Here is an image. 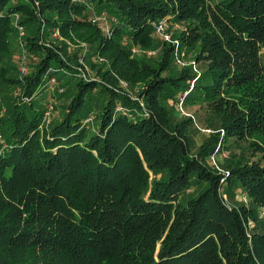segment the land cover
Masks as SVG:
<instances>
[{
    "label": "trees",
    "instance_id": "trees-1",
    "mask_svg": "<svg viewBox=\"0 0 264 264\" xmlns=\"http://www.w3.org/2000/svg\"><path fill=\"white\" fill-rule=\"evenodd\" d=\"M263 58L264 0H0V264H264Z\"/></svg>",
    "mask_w": 264,
    "mask_h": 264
},
{
    "label": "rangeland",
    "instance_id": "rangeland-1",
    "mask_svg": "<svg viewBox=\"0 0 264 264\" xmlns=\"http://www.w3.org/2000/svg\"><path fill=\"white\" fill-rule=\"evenodd\" d=\"M92 17L94 16L93 14H91ZM169 22V25H170V29L173 28L175 29L174 31H178L179 30V26L178 24L176 23H173L171 20L168 21ZM20 30L23 29L22 27L19 28ZM173 31V30H172ZM24 32V31H23ZM174 33V32H173ZM168 36H169V39L170 40H177V39H174L175 37H173L174 35H172L171 31L169 30V33H168ZM18 37H23V35L21 36V32L19 31L18 33ZM165 37V36H164ZM52 38L54 39L53 41L56 43V44H59V42L57 40H60L61 37L60 35L58 34L57 36L53 37ZM164 39V38H163ZM166 40V39H165ZM11 46L14 48L13 50V55H12V67L10 69V71H8V75L7 77H13V76H17V75H20L23 74L25 75L27 72H28V68L26 67L25 64L22 63L23 61V55L21 54V47L19 46V44L17 45L16 42H12ZM80 46V48H79ZM79 46H76V45H72V49L73 50H78L79 49V53L80 55H85L86 53L83 51L84 48V45H79ZM176 46V44H175ZM174 46V47H175ZM154 52H149V54H152ZM181 59V65L180 67L184 66V61ZM10 60H11V57H10ZM10 60H7V63H5V66L8 67L10 65ZM83 62H81L82 64ZM262 63L264 65V58L262 59ZM83 67V71H84V74L85 75L84 77L87 78L88 80H91L93 79V77H90L92 76L91 73H90V70H89V66H87L85 64V62L83 63L82 65ZM27 70V71H26ZM82 71V73H83ZM90 77V78H89ZM54 80V81H52ZM3 84L1 83L0 86H2ZM48 88H46V90H43L44 93L41 94V96H46L47 95V98L50 100L49 102V112L53 113V115L55 116V118H60L62 116L61 114V109L55 107L56 105H58V96L61 94V87L59 85H57V80L56 78H51L50 79V82L48 83ZM4 88H6V90L8 92H11V88L7 87V86H4ZM58 91V92H57ZM180 101H178L176 103V108L177 110L180 112V114L182 116H186V112L187 110L184 109L183 105L180 106ZM52 109V110H51ZM57 110V111H55ZM49 112L46 113V116H48ZM192 114L195 115L194 119H195V123H194V126L191 127L190 129V148H191V151L192 153H195L197 150H198V147H199V144H200V141L204 138V137H207L208 134H210L211 130L205 125L204 123V120L202 119V117L200 118V114L199 113H195V109L191 111ZM217 151V149H216ZM218 153V152H217ZM215 153V154H217ZM215 154L213 153L212 155L209 156L210 160H211V163L214 165L215 164V161H216V158H214ZM218 156V155H217ZM221 156V158L223 156H225L224 154L222 155H219ZM216 169V168H215ZM217 172H220L221 171V168L218 167L216 169ZM225 173V172H224ZM223 184V183H222ZM222 198L224 200V203L226 204V206L229 208V209H232L234 207H239L240 205L242 204H249V200L247 199L246 196H242V198L240 199V201L238 199H236L235 197H229L226 192L224 191L223 192V195H222ZM260 210H264L263 208H260ZM264 216V215H263Z\"/></svg>",
    "mask_w": 264,
    "mask_h": 264
},
{
    "label": "built area",
    "instance_id": "built-area-1",
    "mask_svg": "<svg viewBox=\"0 0 264 264\" xmlns=\"http://www.w3.org/2000/svg\"><path fill=\"white\" fill-rule=\"evenodd\" d=\"M169 19L164 18L156 23H154V26L156 28V33L161 37L166 39L167 41H170L168 33L170 30V25H169ZM19 31L21 32V36L23 35V29H19ZM53 37L58 35V31H54V33L52 34ZM165 36V37H164ZM176 45H178V42L173 41ZM149 54V53H148ZM181 59L180 58H176V63L180 66L181 65ZM27 71V70H26ZM54 81V80H52ZM180 106H182V101L180 102ZM262 215H264V212H262Z\"/></svg>",
    "mask_w": 264,
    "mask_h": 264
}]
</instances>
